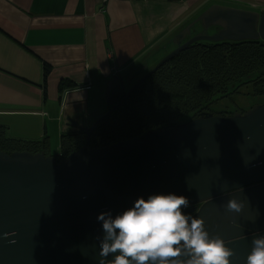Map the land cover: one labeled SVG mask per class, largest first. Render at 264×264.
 Segmentation results:
<instances>
[{
	"label": "water",
	"instance_id": "obj_1",
	"mask_svg": "<svg viewBox=\"0 0 264 264\" xmlns=\"http://www.w3.org/2000/svg\"><path fill=\"white\" fill-rule=\"evenodd\" d=\"M196 25L201 31L184 42ZM259 40L264 14L212 6L132 87L122 75L110 80L109 110L89 127L74 126L86 136L81 149L59 158L0 148V264H99L104 232L97 217L108 212L115 218L138 198L168 194L186 197L184 214L204 219L205 230L225 240L234 252L231 264H247L254 234L264 236V103L233 115L201 113L100 148L92 147V135L142 83L195 43ZM234 198L243 203L239 213L225 207Z\"/></svg>",
	"mask_w": 264,
	"mask_h": 264
},
{
	"label": "crops",
	"instance_id": "obj_2",
	"mask_svg": "<svg viewBox=\"0 0 264 264\" xmlns=\"http://www.w3.org/2000/svg\"><path fill=\"white\" fill-rule=\"evenodd\" d=\"M212 6L264 14V0H0V127L61 158L62 135L108 109L110 80L148 72Z\"/></svg>",
	"mask_w": 264,
	"mask_h": 264
},
{
	"label": "trees",
	"instance_id": "obj_3",
	"mask_svg": "<svg viewBox=\"0 0 264 264\" xmlns=\"http://www.w3.org/2000/svg\"><path fill=\"white\" fill-rule=\"evenodd\" d=\"M249 86L251 94L264 97L262 40L196 43L142 83L127 102L104 120L92 135V147L109 146L151 130L182 125L201 113L233 115L237 112H215L213 106L232 99ZM85 141L84 134H63L61 158L81 149ZM0 148L8 153H46L47 140L11 138L0 127Z\"/></svg>",
	"mask_w": 264,
	"mask_h": 264
},
{
	"label": "clouds",
	"instance_id": "obj_4",
	"mask_svg": "<svg viewBox=\"0 0 264 264\" xmlns=\"http://www.w3.org/2000/svg\"><path fill=\"white\" fill-rule=\"evenodd\" d=\"M186 197L168 194L151 195L134 202V206L113 218L101 213L104 237L99 240V264H231L234 252L219 234L205 230V221L186 215ZM227 211L239 213L243 203L230 199ZM247 264H264V236L254 234ZM115 255L108 260L110 254ZM182 255L191 258L180 260Z\"/></svg>",
	"mask_w": 264,
	"mask_h": 264
},
{
	"label": "rangeland",
	"instance_id": "obj_5",
	"mask_svg": "<svg viewBox=\"0 0 264 264\" xmlns=\"http://www.w3.org/2000/svg\"><path fill=\"white\" fill-rule=\"evenodd\" d=\"M175 48H176L175 43L170 42L169 47L167 49H163L155 55L154 59L150 63V66H153V67L156 66L161 61V59H163L168 53L172 52ZM146 73H144L143 71L136 72L135 73L136 75L134 76L133 79L141 78ZM131 83L132 82H130V80L126 78L127 88L129 87ZM251 92H252L251 86L244 88L242 90V93H240L239 95L233 96L232 99H226V100L220 101L219 103L213 106V109L215 110V112L228 110L229 112H233V113L237 111H243L244 113L250 110L252 107L264 103V97L254 96L253 94H251ZM105 103H107L106 98H105ZM108 110L109 109H107V107L104 104L100 111L103 112L102 114H105ZM57 152H58V148L57 149L54 148L53 154L55 155L57 154Z\"/></svg>",
	"mask_w": 264,
	"mask_h": 264
},
{
	"label": "flooded vegetation",
	"instance_id": "obj_6",
	"mask_svg": "<svg viewBox=\"0 0 264 264\" xmlns=\"http://www.w3.org/2000/svg\"><path fill=\"white\" fill-rule=\"evenodd\" d=\"M199 28H201L199 25H196L193 29H195L197 32L196 33H192V35H190V36H187L185 39H184V42H186L187 40H189L191 37H193L195 34H197V33H199L200 31H201V29L200 30H197V29H199ZM184 30V29H183ZM209 33H213V32H209ZM178 35V34H177ZM175 40V39H174ZM174 42V41H173ZM202 43H210V42H202ZM196 44V43H195ZM193 46V45H192ZM134 78V77H133ZM133 78H132V80H133ZM142 78V77H141ZM141 78H138V79H134L133 80V82L129 85V87L127 88V89H129L130 87H132L134 84H136L137 83V81H139ZM129 79V78H128ZM132 80H130V82L132 81ZM237 112H242L243 113V111H237ZM77 133H80L78 130H75V132H72L71 134H73V135H76ZM80 134H82V133H80Z\"/></svg>",
	"mask_w": 264,
	"mask_h": 264
}]
</instances>
